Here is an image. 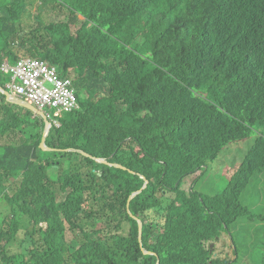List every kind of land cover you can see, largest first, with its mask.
I'll return each mask as SVG.
<instances>
[{
  "label": "trees",
  "instance_id": "1",
  "mask_svg": "<svg viewBox=\"0 0 264 264\" xmlns=\"http://www.w3.org/2000/svg\"><path fill=\"white\" fill-rule=\"evenodd\" d=\"M57 8L68 19L45 21ZM1 40L0 65L20 59L16 46L63 79L72 69L81 106L43 151L42 119L0 93V194L13 215L0 221V264L244 262L239 225L264 224L241 199L264 206V134L239 154L264 131V0H0ZM145 180L129 203L142 248L126 206ZM224 234L233 261L213 258ZM256 239L250 263L264 264Z\"/></svg>",
  "mask_w": 264,
  "mask_h": 264
},
{
  "label": "built area",
  "instance_id": "2",
  "mask_svg": "<svg viewBox=\"0 0 264 264\" xmlns=\"http://www.w3.org/2000/svg\"><path fill=\"white\" fill-rule=\"evenodd\" d=\"M0 75L9 78L7 88L13 96L44 112L51 127H60L62 114L80 109L73 80L61 79L47 61L21 57L12 64L6 60L0 65Z\"/></svg>",
  "mask_w": 264,
  "mask_h": 264
},
{
  "label": "rangeland",
  "instance_id": "3",
  "mask_svg": "<svg viewBox=\"0 0 264 264\" xmlns=\"http://www.w3.org/2000/svg\"><path fill=\"white\" fill-rule=\"evenodd\" d=\"M38 1L39 0H36V2H38ZM37 5L38 4L36 3V5L34 7H31L30 8V11L32 12V14L38 13L37 12ZM67 16H68V12L64 8H57L53 12L50 11V10H47L45 13H43L44 20L47 21V22H57V21H60V20H67L68 19ZM80 19L81 20H84L83 17H80ZM79 25L80 24L73 26V30L72 31L74 33L78 29ZM34 27H36V25ZM2 41L3 40L0 41V45H1V47H4V45L2 44ZM12 50H13V52L17 56H20V57H23V58L24 57H30V56L25 55L24 53L20 52L17 49L16 46H14L12 48ZM57 71H58L59 77L61 79H63V69H60V70L57 69ZM69 72H70V74H68L67 77L69 79H72V80L75 81V74H74L73 70L70 69ZM75 91H76V89H75ZM76 94L78 95L77 91H76ZM82 102L83 101H81V103ZM80 106H81V104H80ZM13 109H15L16 111H18V108L17 107H13ZM21 112H24L25 113V110L22 109ZM53 112H55V110H52L51 115L53 114ZM34 118H39V117H36L34 115ZM51 129H52V127H51ZM261 134H264V131H257L256 130V131H254V134L251 136V138L248 140V142H245V143L241 144L242 145V149L239 152V154L242 157H244L246 155V153H248V151L250 150L251 146L253 145L254 139L257 138V137H259ZM43 151H47V150H43ZM139 156H140V154H139ZM237 156H239V155H237ZM228 163L229 162L227 160V163H224L220 167L221 173L224 174V175H229V174L231 175L232 172H233L229 168V166L227 165ZM201 174H202V172H196L195 174L186 177L185 180L182 182V184L180 186V189L183 190V191H185L187 194H189L192 185L194 184V182L196 181V179L199 178V176ZM261 178L264 179V177H262V176H261ZM131 196L128 199V202H127V205L128 206H126V208H127L128 215H130L132 217V214L129 211V203L133 199V198L131 199ZM2 197H3V195L0 194V221H2L4 218H7L11 214V210L9 209L8 205H4L5 202L3 201V198ZM241 199H242L243 205L246 206V207H248V208H250V209H253L254 212H255V214L264 215V206L259 205V204H256L254 202V199L251 198L249 194H245L244 197L242 195V198ZM12 216L13 215H10V218ZM23 221L24 222H27L28 219L25 218ZM239 226H241V229H240V227H238V231H240V232L243 233L242 234L243 240H242V245L240 247H238L239 248L238 257H241V258L244 257V262L243 261L242 262L237 261V262H235L233 264H255V263H259V261L261 260L260 259V253L261 252H260L259 240L256 239V236H260V238L263 236V234H264V224L258 223V224H255L254 226H250V227H243L240 224ZM97 228L100 229L101 228V225L97 226ZM260 228L263 229L262 233L255 234L254 233V230L255 229H260ZM23 235H24V231H22L20 233L19 238L21 239L23 237ZM70 237H72V236H70V234H67V238L69 239ZM20 239H17L19 241H17L15 243H13L12 245H10L11 246L10 247L11 248V251L13 253H17V252L20 251V245H19ZM211 246H212L211 248L213 250V253L215 254L213 258H215V259L220 258V259H223L224 260L225 259V256H227L228 260H230V261L235 260V257L233 255L232 241H231L230 237L227 234H224L219 241L211 244ZM70 247H72V250L74 251V247L72 245H70ZM251 259H255L256 260L255 263H250L251 262Z\"/></svg>",
  "mask_w": 264,
  "mask_h": 264
},
{
  "label": "water",
  "instance_id": "4",
  "mask_svg": "<svg viewBox=\"0 0 264 264\" xmlns=\"http://www.w3.org/2000/svg\"><path fill=\"white\" fill-rule=\"evenodd\" d=\"M0 93L6 98V101L7 103L13 105V106H16V107H19L21 109H24L26 111H30L32 112L36 117H39L41 118L43 121H44V129H43V137H42V140H41V144H40V148L42 150H50L51 148L48 147L46 144H45V140H46V137L48 136L49 132H50V129H51V125L49 123V121L47 120L44 112L36 109L34 106L28 104V103H25L21 100H19L18 98H16L15 96H13L11 93H9L8 91L4 90L3 88L0 87ZM69 150H75V149H69ZM81 153L85 154V155H89L88 153H86L85 151L83 150H79ZM99 162L103 163V164H107V162H105V160L103 158H98ZM114 167L116 168H121L120 166L118 165H113ZM142 179H144V177H141ZM147 180L144 181V185L142 186V188L133 193L132 196H131V199L134 198L135 196H137L138 194H140L142 192V190L146 187L147 185ZM133 220H135L138 224V238H139V243H140V246H142L143 248V244H141V235H142V222L137 219L135 216L132 215L131 217ZM146 255H154L152 253H145ZM217 257V256H216ZM157 264H161L160 261H158Z\"/></svg>",
  "mask_w": 264,
  "mask_h": 264
},
{
  "label": "clouds",
  "instance_id": "5",
  "mask_svg": "<svg viewBox=\"0 0 264 264\" xmlns=\"http://www.w3.org/2000/svg\"><path fill=\"white\" fill-rule=\"evenodd\" d=\"M20 58H21V57H20ZM8 84H9V81H8L7 84H6V89H7V90H8V88H7V85H8ZM7 90H6V91H7ZM8 92L11 93L9 90H8ZM11 94H12V93H11ZM12 95H13V94H12Z\"/></svg>",
  "mask_w": 264,
  "mask_h": 264
},
{
  "label": "bare ground",
  "instance_id": "6",
  "mask_svg": "<svg viewBox=\"0 0 264 264\" xmlns=\"http://www.w3.org/2000/svg\"><path fill=\"white\" fill-rule=\"evenodd\" d=\"M48 137V136H47ZM52 148V147H51ZM98 159V158H97ZM112 166V165H111ZM128 206V205H127ZM141 237H142V235H141ZM212 247V246H211ZM149 256V255H148Z\"/></svg>",
  "mask_w": 264,
  "mask_h": 264
}]
</instances>
